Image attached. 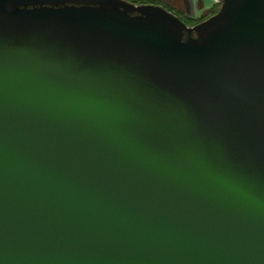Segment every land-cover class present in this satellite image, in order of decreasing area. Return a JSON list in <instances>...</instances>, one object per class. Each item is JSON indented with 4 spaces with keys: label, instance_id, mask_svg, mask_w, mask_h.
<instances>
[{
    "label": "water",
    "instance_id": "1",
    "mask_svg": "<svg viewBox=\"0 0 264 264\" xmlns=\"http://www.w3.org/2000/svg\"><path fill=\"white\" fill-rule=\"evenodd\" d=\"M214 2L0 0L2 264H264V0Z\"/></svg>",
    "mask_w": 264,
    "mask_h": 264
},
{
    "label": "flooded vegetation",
    "instance_id": "2",
    "mask_svg": "<svg viewBox=\"0 0 264 264\" xmlns=\"http://www.w3.org/2000/svg\"><path fill=\"white\" fill-rule=\"evenodd\" d=\"M134 6L159 7L175 14L187 26L195 27L221 9V3L214 0H121ZM72 5L73 3H69Z\"/></svg>",
    "mask_w": 264,
    "mask_h": 264
},
{
    "label": "snow or ice",
    "instance_id": "3",
    "mask_svg": "<svg viewBox=\"0 0 264 264\" xmlns=\"http://www.w3.org/2000/svg\"><path fill=\"white\" fill-rule=\"evenodd\" d=\"M0 246H2V236H0ZM0 264H2V261H0Z\"/></svg>",
    "mask_w": 264,
    "mask_h": 264
}]
</instances>
